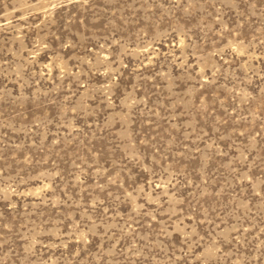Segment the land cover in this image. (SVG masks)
Returning a JSON list of instances; mask_svg holds the SVG:
<instances>
[{"label": "rangeland", "instance_id": "rangeland-1", "mask_svg": "<svg viewBox=\"0 0 264 264\" xmlns=\"http://www.w3.org/2000/svg\"><path fill=\"white\" fill-rule=\"evenodd\" d=\"M0 264H264V0H0Z\"/></svg>", "mask_w": 264, "mask_h": 264}]
</instances>
